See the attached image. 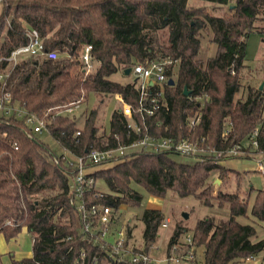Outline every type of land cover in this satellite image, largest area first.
I'll return each instance as SVG.
<instances>
[{"label": "trees", "instance_id": "obj_1", "mask_svg": "<svg viewBox=\"0 0 264 264\" xmlns=\"http://www.w3.org/2000/svg\"><path fill=\"white\" fill-rule=\"evenodd\" d=\"M190 1L1 0L0 73L8 77L5 85L0 83V98L10 92L14 106L44 119L49 138L62 151L56 152L15 113L0 116V234L11 240L26 228L34 240L32 257L13 264H93L95 256L97 264H109L112 259L106 251L83 239V221L74 206L77 194L71 187L77 167L64 151L84 156L91 148L116 149L146 134L204 139L201 146L209 153L198 156L195 164L177 162L169 152L141 150L122 157L113 166L94 171L92 175L103 180L109 192L96 186L86 191L89 206L111 207L117 221L121 207L141 204L143 196L135 185L156 197L174 190L206 206L229 207L228 220L207 217L196 224L192 246H203V264H236L264 250V239L256 240L254 225L238 220L251 216L264 222V188L250 205L254 187L243 193V175L223 165L225 157L214 154L238 145L246 153L258 129L256 152L264 155V61L252 65L247 59L251 35L264 34V0H201L218 7L230 4L221 15ZM31 29L39 32L45 49L57 57L25 55L15 66L1 60L28 43ZM205 33L217 50L203 60L199 53ZM87 45L93 48L94 65L88 74L81 60ZM167 58L175 61L168 76L176 84L165 85L154 116L134 113L142 133L128 128L122 109L114 111L110 133L98 125L100 107L72 116L62 111L79 106L91 93L101 98L100 104L117 95L136 108L139 97L133 87L111 77L134 65ZM185 88L189 95L184 94ZM197 114L202 119L191 129L189 121ZM233 181L237 186L231 190ZM163 220L161 211L145 210L147 252L160 237ZM125 230L126 246L140 250L130 244L132 225L128 223ZM182 234L179 228L172 235L168 255L175 245H182L179 254L191 249L180 242Z\"/></svg>", "mask_w": 264, "mask_h": 264}, {"label": "built area", "instance_id": "obj_2", "mask_svg": "<svg viewBox=\"0 0 264 264\" xmlns=\"http://www.w3.org/2000/svg\"><path fill=\"white\" fill-rule=\"evenodd\" d=\"M1 2V0H0ZM28 43L20 46L13 50L9 56L1 58L10 62L15 66L21 57L25 55H33L38 58H53L57 55L55 53H49L44 46L43 39L39 32L35 29H31L27 33ZM92 46L87 45L81 56L84 71L90 73L94 65L92 63ZM175 61L167 58L162 61H148L146 63H140L134 65L131 68V74L133 79L127 84H130L138 94V103L136 108L126 103L122 98L119 97L123 104L122 113L128 118V128L138 134L142 133V125H140L133 117L134 113L139 115L154 116L159 109L160 99L164 95L165 85L169 83L171 79L168 76V71L174 66ZM8 74L0 73V83H4ZM77 106L71 105L64 108V112L73 113ZM0 112L6 115L15 113L18 118L24 119L25 123L31 127L32 132L35 134H42L44 131L48 132L47 122L33 113H28L26 110L20 107H16L12 104V97L10 92H5L0 98ZM201 115L197 114L192 117L189 121V127L195 128L201 121ZM258 129L254 131L251 136L252 148L258 149ZM77 136L80 135V131H77ZM204 139L199 141L185 138L176 140L170 137H155L146 134L141 139L120 146L116 149L108 150H97L91 148L86 150L84 156H77L69 151L65 152V157L71 163L75 162L77 167V176L72 183V190L77 194L74 206L77 212L81 215L83 225L81 233L83 239L91 243L93 246L99 247L106 251L112 259L109 264H161V259L155 258L151 250L155 249V244L150 247V251L145 250V245L140 247V250L133 251L131 247L126 246L128 237L126 234L125 227L120 230H112V225L116 222L114 220V210L108 206L92 205L89 206L84 193L89 189H93L96 186L97 180L92 175L95 167H87V165H100L103 163H109L118 161V159L127 155H132L138 151L144 150L149 152H169L179 154L182 156H202L209 153V150L203 146ZM137 149V150H135ZM131 150V151H129ZM219 157H237L238 155L244 154L240 151V146H235L226 152H215ZM97 170V169H96ZM258 172L264 175V162L258 163ZM98 196L102 197V193H98ZM170 224V219L165 218L162 222L161 227L167 228ZM114 237V242L110 241L111 237ZM184 243L191 245L183 258L170 259V262H184L185 260L190 261L194 256L193 238L187 236ZM180 246L175 245L174 250H178ZM173 251V249H172ZM171 251V252H172ZM84 257V254H82ZM253 259L249 257L248 260ZM97 256L94 258L93 264L96 263ZM191 262V261H190Z\"/></svg>", "mask_w": 264, "mask_h": 264}, {"label": "rangeland", "instance_id": "obj_3", "mask_svg": "<svg viewBox=\"0 0 264 264\" xmlns=\"http://www.w3.org/2000/svg\"><path fill=\"white\" fill-rule=\"evenodd\" d=\"M191 5L194 6H206L208 11L211 13H215L216 15L223 14L224 11L228 10L231 5L218 7L210 2H202L201 0H191ZM3 12V5L0 3V15ZM263 24V23H262ZM264 25V24H263ZM257 35V36H256ZM252 37L249 38L248 46L250 47L249 55L252 59L250 63L252 65L257 64L258 61H264V34H252ZM259 37V38H258ZM217 46L216 44L211 42V35L204 34L202 38L201 50L199 53V58L206 60L209 57H212L216 54ZM133 79L132 75H125L124 72L119 71L111 77V80L119 83H128ZM259 84V82L257 83ZM101 98L97 97L95 94L91 93L87 100L81 103L76 107V110L70 114L72 115H80L87 111H90L94 108L100 107V119L98 118L99 123L102 124L106 133H110L111 130V119L115 110L122 109L123 104L121 103L119 97L117 95L105 98L104 103L100 104ZM3 112H0V115H3ZM81 129V128H80ZM40 138L47 140V142L51 145V147L56 151L61 153V149L57 146V144L48 136V132L44 131L42 134H38ZM247 147H249V143H246ZM251 149V148H250ZM249 149V150H250ZM254 149V148H252ZM137 150V149H135ZM256 149H254L255 151ZM131 151V150H129ZM260 154V153H259ZM264 155L261 153L257 155L254 159H243V158H233L230 159L227 163V166L232 168L233 170L240 171L243 175L244 179L242 181V192L246 193L251 185L254 187V193H252L250 197V205H252L254 201V197L257 192L264 188V175L255 171L254 166L256 162L262 160ZM170 157L180 163L185 164H195L198 161V157L195 156H182L179 154H170ZM249 158V157H248ZM264 162V159L262 160ZM117 161L105 163L101 166H97L94 168H107L116 164ZM214 176L213 179H215ZM245 180V181H244ZM216 189L220 186L221 182L218 180L216 182ZM237 186V183L233 181L231 190H234ZM136 190H138L142 196V202L139 206H123L119 211V219L112 225V230H120L125 227L128 223L132 225L133 231L132 236L130 238V244L136 247H142L144 245L143 232L145 225L142 221V217L146 209H155L161 211L163 214V219L169 218L170 224L167 228H160L159 230V238L155 243V249L151 250V254L153 253L155 258L161 259V264H169L170 259H177L178 257L183 258L185 255L181 252V254L177 253L178 250H174L168 255V243L172 235L179 228L182 229L183 234L180 237V242H185L187 236L194 237V230L196 228V224L199 220L205 219L207 217L213 218L216 222H220L222 220H228L230 217L229 207L227 205L223 207H219L218 205L214 206H206L203 202L194 197H182L176 191L171 190L167 193L165 197H156L148 193L146 190L139 186H134ZM96 188L102 192H109V188L104 183L103 180H98L96 183ZM224 190L226 187H222ZM250 191V190H249ZM251 212H249V215ZM184 214L188 215V218L184 217ZM239 222L243 224H252L256 228L257 238L256 240L264 239V222H256L251 216L248 217H239ZM23 230V229H22ZM19 240H21V245L24 250L33 249V237L29 233L27 229L20 232L17 236ZM16 239V238H15ZM13 240V239H12ZM10 241V240H6ZM111 242H114V237L110 238ZM177 246H182L177 245ZM180 249V248H178ZM194 256L190 261L184 262H170L171 264H203V246H195L194 245ZM179 254V256H178ZM170 256V257H169ZM11 259V258H10ZM8 257L2 260V264H7V261L10 260ZM236 264H264V250L253 257L251 260L239 261Z\"/></svg>", "mask_w": 264, "mask_h": 264}, {"label": "crops", "instance_id": "obj_4", "mask_svg": "<svg viewBox=\"0 0 264 264\" xmlns=\"http://www.w3.org/2000/svg\"><path fill=\"white\" fill-rule=\"evenodd\" d=\"M257 36V35H256ZM252 37V36H251ZM250 37V38H251ZM259 38V37H258ZM250 47H247V59H252L249 55V51ZM1 116V115H0ZM261 154V153H260ZM259 153L256 152V150L254 151V149H250L248 150L246 153L242 154L239 158H243V159H254L256 158L257 155H260ZM249 157V158H248ZM263 157V156H262ZM234 157L231 158H226L222 163L223 165H225L226 167L230 168L229 166H227V163L230 159H233ZM264 159V157L262 158V160ZM261 160V161H262ZM256 162L254 169L256 172H258L257 167H258V163ZM232 169V168H231ZM240 172V171H239ZM260 173V172H258ZM23 228L22 232L24 231ZM16 238V239H15ZM13 238V240L11 239L10 241H6L5 237L3 234H0V264H2V260L6 257H8L10 260L7 261V264H13L16 261H20L22 259L25 258H30L33 255V249L30 250H24L22 248L21 245V240H19V238L15 237Z\"/></svg>", "mask_w": 264, "mask_h": 264}, {"label": "water", "instance_id": "obj_5", "mask_svg": "<svg viewBox=\"0 0 264 264\" xmlns=\"http://www.w3.org/2000/svg\"><path fill=\"white\" fill-rule=\"evenodd\" d=\"M124 74L127 75V76H129V75L131 74V68H127V69L124 71ZM175 84H176V82H175L174 79H170V80H169V85H175ZM263 87H264V83L261 85V88H263ZM184 94H185V95H189V94H190V91H188L187 88H185V90H184ZM184 217H185V218H188V215H187V214H184Z\"/></svg>", "mask_w": 264, "mask_h": 264}]
</instances>
